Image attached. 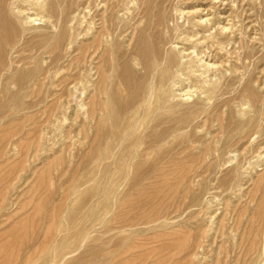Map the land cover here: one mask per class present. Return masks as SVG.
<instances>
[{
	"label": "rangeland",
	"instance_id": "rangeland-1",
	"mask_svg": "<svg viewBox=\"0 0 264 264\" xmlns=\"http://www.w3.org/2000/svg\"><path fill=\"white\" fill-rule=\"evenodd\" d=\"M3 1L0 264H264V0Z\"/></svg>",
	"mask_w": 264,
	"mask_h": 264
},
{
	"label": "bare ground",
	"instance_id": "bare-ground-1",
	"mask_svg": "<svg viewBox=\"0 0 264 264\" xmlns=\"http://www.w3.org/2000/svg\"><path fill=\"white\" fill-rule=\"evenodd\" d=\"M12 1V0H11ZM19 1H22V0H19ZM17 2V0L15 1V3ZM24 2V0H23ZM19 3V4H18ZM15 4V6H18V5H21L22 2H18ZM28 3V1H27ZM4 4L5 2L3 0H0V70L3 68V61H4V54L6 52V42H10L11 40V37H12V32H13V28H14V25L15 23L12 22V18L9 17V11H8V8H4ZM12 4V3H11ZM18 4V5H17ZM26 4V3H24ZM13 5V4H12ZM23 5V4H22ZM32 5H35V4H32ZM40 5V4H38ZM14 6V5H13ZM25 6V5H24ZM26 7V6H25ZM36 7V6H35ZM34 7V9H36ZM13 8V7H12ZM18 9V7H16ZM21 8V6H20ZM27 8V7H26ZM25 8V9H26ZM33 9V7H31ZM14 9V8H13ZM28 9V8H27ZM26 9V10H27ZM31 9V10H32ZM33 9V10H34ZM15 10V9H14ZM19 10V9H18ZM23 10H24V7H23ZM25 10V11H26ZM22 11V10H21ZM19 15V14H18ZM22 15V14H20ZM11 34V36H10ZM14 46V45H13ZM143 51H141L142 53V56L144 57L146 55V53H148V48H142ZM146 52V53H145ZM169 63L170 64H173L172 60H169ZM145 67L147 68H150V64L149 62L145 61ZM124 80L127 82V85H133L132 84V80L129 76L127 75H124ZM112 105H113V109H114V113H115V116L114 118L112 119L115 122H118L120 120V115L124 113H126V110H127V107H126V103H123L121 102L120 100H113L112 102ZM4 138V137H3ZM4 155V154H3ZM140 164L138 165H135V168L136 170H139L140 169ZM255 242V241H254Z\"/></svg>",
	"mask_w": 264,
	"mask_h": 264
}]
</instances>
